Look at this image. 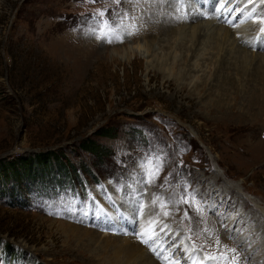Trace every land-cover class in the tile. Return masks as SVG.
Returning a JSON list of instances; mask_svg holds the SVG:
<instances>
[{
  "label": "rangeland",
  "instance_id": "obj_1",
  "mask_svg": "<svg viewBox=\"0 0 264 264\" xmlns=\"http://www.w3.org/2000/svg\"><path fill=\"white\" fill-rule=\"evenodd\" d=\"M152 1L0 0V264H108L106 251L139 240L140 223L149 220L157 223L143 243L150 253L167 229L170 252L154 254L160 261L195 247L222 264L230 249L239 264H264V92L251 106L245 92L236 101L235 89L218 85L228 75L237 84L246 78L229 68L227 76L214 75L226 48L228 64L239 55L231 43L216 50L223 34L213 30L218 39L199 58V72L180 77L192 43L178 52L177 70L165 71L160 64L171 52L162 48L171 32L159 31L162 17L176 19L179 29L190 6L178 0L175 13L171 0H159L155 10ZM216 1L224 6L215 13L203 3L191 12L211 14L234 40L248 35L249 47L264 39V24L255 22L264 17L261 0ZM150 11L156 27L147 23ZM105 21L112 26L107 36ZM149 27L153 36L144 33ZM241 49L242 56L253 52ZM233 108V125L215 118ZM226 126L234 129L222 131ZM89 143L99 144L98 152L86 149ZM191 196L202 211L185 202ZM82 209L101 230L75 220L73 212L86 216Z\"/></svg>",
  "mask_w": 264,
  "mask_h": 264
},
{
  "label": "bare ground",
  "instance_id": "obj_2",
  "mask_svg": "<svg viewBox=\"0 0 264 264\" xmlns=\"http://www.w3.org/2000/svg\"><path fill=\"white\" fill-rule=\"evenodd\" d=\"M171 1L174 2V5L170 9V11L173 9V11H175V13H176V11H177L176 7L177 6L179 7V4L177 3L178 0H176V1L171 0ZM185 1L189 3L190 12L188 13L187 16H185V18H183V19L181 18L183 20V22H182L183 26L181 28L175 29L176 27H174V26H175V23H176V19L168 18L167 17L168 15L167 16L163 15V17H162L163 18L162 19L163 24L160 26L159 31H161V32L163 31V32H167V33L171 32L170 34L168 33L169 34L167 36L168 37V41H166V42L164 41L166 43V46L164 48H162V49L170 51L171 53L165 55V59L161 62V64L160 63H158V64L163 65V66L164 65L167 66L168 69L165 67L164 68L165 71L168 70V72H174L175 70H177V65H178V63H177V54H178V52H182L184 49L186 50L187 46L189 45V43H192L191 46L187 49L188 52H191V59H190L189 63L185 64L181 68V70L183 72L181 71L182 75L180 77L181 78H184V77L186 78L189 74L197 73V72H199V71H197V68H199L198 67L199 66V64H198L199 58L201 56L203 57L204 55H206L207 51L209 52L211 49H213L209 45V43L211 42V39L215 40V41H216V39H218V38L215 39V37H213L215 35H213V33L210 34V32L213 30L215 32V34H219L220 35V33H222L223 34V39L219 36V38H221L222 41H221V39H218V41L215 42L216 46L214 48H216V50L219 49V52H220V49H221V52H224V49H225L224 45L225 44L227 45L228 43H231L230 46H232V47H234L235 49L238 50V51H235V52L237 53V55H239V57H238V61L236 60L237 62H235L234 65L228 64L226 62L227 61V57L230 56V52H232V49L229 50V49L226 48L225 59H223L222 62H220L218 64V66H217V68H216V70L214 72L215 73L214 75L215 76H219V74H223V73L225 74L226 73V76H227V72H228V68H229V69H231V70L233 69L235 72H237L236 75H241V77H245L246 80L244 81V83L243 82L241 83V82L238 81L239 83L237 84V82L231 76L228 75L227 77L222 78L223 80H220L221 82L219 81L220 83L218 85L220 87L222 86L223 88L226 85L229 86L227 89L225 88L229 92H230L231 89H235L236 92H234V94L236 95V97H235L236 101H237V99H239V93L242 92L244 94V92H245L247 94V96L246 97L242 96V100L244 102H248V104L251 105L252 103H254V99L257 97L256 94H258V92H262V93L264 92V54H257V52L254 54L255 51L264 49V39L259 41L258 44H254L253 43L252 44L253 46L249 47L250 45L248 46L247 44H245V43H247L248 35L243 34V35H241V37H239V36L236 35V33H234V36H237V38H235V40H234L233 34L231 35V30L232 29L230 30L229 28L225 29L223 27H220V24H219L218 20L217 21L213 20L214 18H212L211 14L209 15L208 13H204V11L200 12V11H197V10L194 11V12H191V10H193V9H191V7H194V5L196 3L197 4L198 3H200V4L203 3L204 5L207 4L208 10H210V8H213V11L212 10L211 11L213 13H215L216 9L220 10L222 8V6H224L223 3L219 4V2L216 1V0H185ZM250 1H252V0H248V2H250ZM160 3L161 2L159 0L158 1H155V0L152 1L151 4L153 5L154 10L158 9L160 7ZM230 5L233 6L231 3H230ZM145 6L147 8L148 6H151V5L148 3V4H145ZM162 7H164V6H162ZM169 7H171V6H169ZM142 8H143V5H141V3H139V7H138L137 13H136L137 16H139V14L142 12ZM218 12H217V15H218ZM154 13H153V11H150L149 14H151V18L149 19V22L147 21V23H149V25L153 24V26L156 27V24H155V21H156L155 19L156 18L153 16ZM158 15H159V13H158ZM173 17H175V16H173ZM157 18H158V16H157ZM202 18L208 19V21L205 23V25H203V23H199L197 25H193V23L197 22L199 19H202ZM187 25H190L189 26L190 31L188 30L189 31L188 35H186V33H185V32H187L186 31V26ZM172 26H173V28H172ZM152 27H149L147 30L145 29L144 33L146 31H148V30L151 31ZM238 30L242 31L241 28L238 29ZM243 32H245V31H243ZM149 34H152V31ZM152 36H153V34H152ZM183 37H190L191 40H189V41H186L185 39L183 40ZM184 41H186V42H184ZM222 42H223V44L221 45L220 43H222ZM201 45H204V46L202 48H200ZM244 47L251 48V50L253 49V52L251 51L252 54L248 55V52H247L246 56H242L244 51H241V50H243L241 48H244ZM151 51L155 52L154 49H152L148 45V52H151ZM208 54H211V52H209ZM217 54H218V52L216 53V55ZM151 56H153V54ZM240 59L244 60V62H240ZM212 60H213V58H212ZM249 66H252V68H253L251 71H249V69L247 70V68H249ZM179 67H181V65H179ZM262 96H263V94H262ZM251 106H253V105H251ZM213 109H215V108H213ZM242 109L239 108V110H238L239 114L238 115H241V114L244 115ZM216 111H218V110H216ZM219 112H220L219 113L220 116L215 117V118H217L220 121L225 119L224 122L233 125L232 120L234 119V117L236 115V108H233V109H230V110L222 109ZM216 115H218V114H216ZM231 129H234V128L230 127V126H226L224 129L221 128L222 131L223 130L224 131H231ZM136 181H137V183H140V184H143V182H144V180H141V178H139ZM141 202H142V200H141ZM139 207H140V205H139ZM82 210H83V213L86 214L84 209H82ZM93 210L96 211V209L92 208V211ZM156 210H158V209H156ZM94 214H93V216H94ZM115 214H118V213H115ZM72 215L75 216V220H77V221L78 220H82V221L87 220L88 221V227L90 226V227H94V228H97V229L101 230L100 226L99 227L96 226L94 220H88V217L91 218L92 213L91 214L88 213V214H86V216H82V215L79 214L78 211H76V212H73ZM262 217L260 216L259 220H261ZM162 218H163V216H162ZM145 220H147V219H145ZM135 221L139 222V221H137V219L135 220V218L130 220L132 225L135 223ZM154 223L152 224L151 220L147 221L146 223H140L141 233H140V236H139V240L135 239V238H130V239L125 240L122 244L112 245V247L109 248L108 252L106 251V254H109L108 264H161V263L162 264H199V263H201V261H203V264H222L221 260L208 259L207 257L213 256V255H211V254L203 255V251H200L199 249H197L195 247H194V249L191 248V249L185 250L184 254L180 258H173L172 256H169L168 258H165L162 261L156 259L154 254H160L159 255L160 257L161 256H165L166 257V255L164 253L170 252V250H166L167 247H170V246L169 245L166 246L168 241L164 240L165 237L168 234L167 233V229L165 231V229L161 228L160 230L159 229L158 230L161 232V234H159V236L161 238H163V240H161V238L158 239V240H161L162 242L160 243L159 246H157L155 248L156 251L155 252L153 251V252L150 253L149 252L150 249L149 250L145 249L146 247H145V245L143 244L142 241L143 240H149L150 239L149 238L150 235L153 232L156 231L157 223H155V224ZM124 224H126L125 221H124ZM68 227H69V229L79 230V232L81 234L83 232V234L85 236H88V237L93 236V235H88L90 232H87L86 229L85 230L81 229L82 227L78 228V227L71 226V225H69ZM259 227L260 228H258V231L259 230H263V232H264V226L260 225ZM124 229H126V228H123V230ZM95 233L96 234H100V233H98V231L97 232L95 231ZM162 233H165V236ZM228 233L232 234L231 231L230 232L228 231ZM120 234L121 233L117 234L116 236H118ZM141 234H144V236H142ZM246 234H248V232ZM261 236H263V235H261ZM169 239L170 238H168V240ZM244 239H245V236H243L238 242L243 243V242H245ZM224 244H226V243H224ZM174 245H176V244H174ZM175 247L176 246L172 245L171 249H174ZM178 247L179 248H185L186 246L183 244L181 246L178 245ZM247 254H249V253H247ZM252 262H253L252 264H255V263L258 264V262L255 261V259Z\"/></svg>",
  "mask_w": 264,
  "mask_h": 264
},
{
  "label": "snow or ice",
  "instance_id": "obj_3",
  "mask_svg": "<svg viewBox=\"0 0 264 264\" xmlns=\"http://www.w3.org/2000/svg\"><path fill=\"white\" fill-rule=\"evenodd\" d=\"M261 2L264 3V0H261ZM99 15H100V16H103L104 13L101 12V13H99ZM255 22H258V23L264 24V17H261L258 21H255ZM102 31H104L105 36H107V35L112 31V26L109 25V24L105 21V22L103 23V25H102ZM260 31H261V33H264V27H262V28L260 29ZM129 34H131V32H129ZM108 42L111 43V42H112L111 39H109ZM158 171H159V169H156V172H158ZM153 175H155V173H153ZM157 199L159 200V197H158ZM193 201H195V197H194V196H191V197H189L185 202H187V203H189V204H192ZM161 207H162V208H166L167 205H166L165 203L162 202V203H161ZM195 207H196V210H197L198 212L202 211V208H201V205H200V202H199V201H195ZM164 214H165V215H168L167 212H165ZM185 215H187V213H185ZM205 231H207V229H205ZM141 235H144V234H141ZM189 239H191V237H189ZM142 242L145 243V244H147V243H148V240H143ZM219 243H220V241L217 239V241H216L217 246L219 245ZM152 250H153L154 252L156 251L155 248H153ZM229 251L232 253L231 257H223V256H222L221 259H224L225 264H239V258H238L237 255H236V249H230ZM207 258H208V259H212V260H216V259H217L216 256H209V257H207ZM201 264H203V261H201Z\"/></svg>",
  "mask_w": 264,
  "mask_h": 264
},
{
  "label": "trees",
  "instance_id": "obj_4",
  "mask_svg": "<svg viewBox=\"0 0 264 264\" xmlns=\"http://www.w3.org/2000/svg\"><path fill=\"white\" fill-rule=\"evenodd\" d=\"M103 130H104V129H103ZM103 130H102V132H101V135H103V136H112L111 133L104 132ZM88 145H89V146H88ZM90 145H91L92 147H90ZM84 146H85L86 149H88V150H90V151H95V152H98V150L100 149V145H99V144L97 145V143H91V144L89 143V144L84 145ZM94 146H95V147H94ZM45 156H46V154H42L41 157L38 158V160L41 161L42 163H45V161H44ZM33 161H34L33 159H29V160H28V164H27L28 169H30V167L32 166Z\"/></svg>",
  "mask_w": 264,
  "mask_h": 264
}]
</instances>
